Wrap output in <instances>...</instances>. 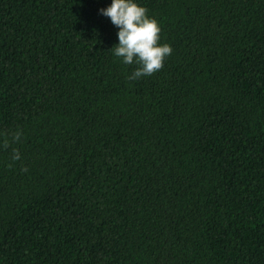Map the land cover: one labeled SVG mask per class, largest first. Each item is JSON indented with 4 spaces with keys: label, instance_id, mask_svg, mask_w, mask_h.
<instances>
[{
    "label": "trees",
    "instance_id": "1",
    "mask_svg": "<svg viewBox=\"0 0 264 264\" xmlns=\"http://www.w3.org/2000/svg\"><path fill=\"white\" fill-rule=\"evenodd\" d=\"M140 2L129 80L111 0H0V264H264V0Z\"/></svg>",
    "mask_w": 264,
    "mask_h": 264
},
{
    "label": "clouds",
    "instance_id": "2",
    "mask_svg": "<svg viewBox=\"0 0 264 264\" xmlns=\"http://www.w3.org/2000/svg\"><path fill=\"white\" fill-rule=\"evenodd\" d=\"M99 11L118 28V42L112 47L114 55L120 57L124 64L137 65L127 79L151 75L163 67L165 58L172 53V46L160 42V24L148 15L140 0H111ZM20 135V132L14 133L13 139H19ZM19 158V151H14L12 159Z\"/></svg>",
    "mask_w": 264,
    "mask_h": 264
}]
</instances>
